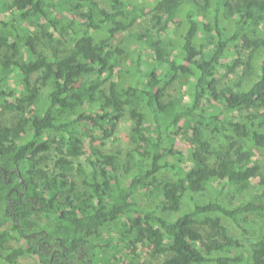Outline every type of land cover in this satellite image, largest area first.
I'll list each match as a JSON object with an SVG mask.
<instances>
[{
	"label": "trees",
	"instance_id": "1",
	"mask_svg": "<svg viewBox=\"0 0 264 264\" xmlns=\"http://www.w3.org/2000/svg\"><path fill=\"white\" fill-rule=\"evenodd\" d=\"M255 151L264 0H0V264H264Z\"/></svg>",
	"mask_w": 264,
	"mask_h": 264
},
{
	"label": "rangeland",
	"instance_id": "2",
	"mask_svg": "<svg viewBox=\"0 0 264 264\" xmlns=\"http://www.w3.org/2000/svg\"><path fill=\"white\" fill-rule=\"evenodd\" d=\"M152 38L154 36V34L150 35ZM118 40L116 39L114 43H117ZM50 47L49 48H53V49H60V51H63L65 48H67L69 45L68 43L63 42L61 39H57L54 40L52 42H50ZM42 49H45V51H47L49 48L40 46ZM179 84H175L174 87L178 88ZM176 93H178L176 91ZM171 111V105H168V110L167 113H169ZM1 118L5 121V122H12L14 120V114L11 112H7L4 113L3 115H1ZM132 125V122L130 121L129 115H127L126 117L123 118L122 122L119 124L118 129L116 130V133L112 136V138L110 139V141L108 142V145L106 147L107 151H114V152H120L123 156L124 153H126L128 150H130L131 148V143H130V139H129V129ZM99 145V144H98ZM62 153L61 149L57 147V145H53L49 154L50 158H55V155ZM254 158L258 159L260 161V163L264 166V155L260 152L255 151L254 153ZM84 159V162L86 164H88V160H86V156L82 157ZM75 180L77 181V184L79 186V190L80 191H84V187L81 184V178L80 176H75ZM201 197V195H200ZM188 197L185 196V201H188ZM156 201V200H155ZM150 204H153L156 206V202H154V199H150L147 201ZM157 207V206H156ZM159 212H161L163 215L165 216H172L174 214L173 211L171 210H166L164 211L162 208H157ZM251 218V217H250ZM253 222L252 223H257V224H262V220L257 218L256 216H253ZM228 228L229 233L238 238L242 243H246L247 242V238L244 235L243 232H241V229H238L234 224H232L229 220L224 219L222 221ZM254 225V224H253ZM113 228H116V225H113ZM248 228L250 229V231H253V226L250 224L248 225ZM203 231L205 232V234L207 235L209 232H212L213 229L209 226V225H204L202 226ZM140 253L142 256V264H164V260L163 257H154L151 256L147 250L146 247L142 246L140 247ZM36 260L35 259H29L28 261L25 262V264H36Z\"/></svg>",
	"mask_w": 264,
	"mask_h": 264
},
{
	"label": "flooded vegetation",
	"instance_id": "3",
	"mask_svg": "<svg viewBox=\"0 0 264 264\" xmlns=\"http://www.w3.org/2000/svg\"><path fill=\"white\" fill-rule=\"evenodd\" d=\"M44 244H48L50 247H52V246H53V244H52V243H50V241H47V240H44Z\"/></svg>",
	"mask_w": 264,
	"mask_h": 264
}]
</instances>
